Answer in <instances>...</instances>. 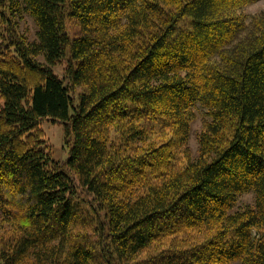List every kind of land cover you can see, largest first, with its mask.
I'll return each instance as SVG.
<instances>
[{
  "label": "trees",
  "instance_id": "1",
  "mask_svg": "<svg viewBox=\"0 0 264 264\" xmlns=\"http://www.w3.org/2000/svg\"><path fill=\"white\" fill-rule=\"evenodd\" d=\"M256 1L0 0V264H264Z\"/></svg>",
  "mask_w": 264,
  "mask_h": 264
},
{
  "label": "rangeland",
  "instance_id": "2",
  "mask_svg": "<svg viewBox=\"0 0 264 264\" xmlns=\"http://www.w3.org/2000/svg\"><path fill=\"white\" fill-rule=\"evenodd\" d=\"M264 12V0H258L247 6L245 9L246 13V21H249V18ZM18 25L17 28L28 41L32 42L36 40V32L37 27L34 23L33 19L26 13L21 12L17 14ZM55 71L61 74V68H55ZM84 89L78 88L73 97L76 96V93H83ZM195 114L194 119L191 124V135L190 140L188 141V147H190L193 159L196 156V151L198 149V135L202 130L203 120L206 119V110L200 105H196L193 108ZM41 129L44 132V140L49 145L51 151V158L54 162H58L60 164L64 163L67 159L68 155V147L64 142V124L62 122H52L51 120L43 121L41 123ZM253 203V195L249 192L243 195L238 196L235 204V210H240L247 205H251ZM251 234L253 236H257V231H252Z\"/></svg>",
  "mask_w": 264,
  "mask_h": 264
}]
</instances>
